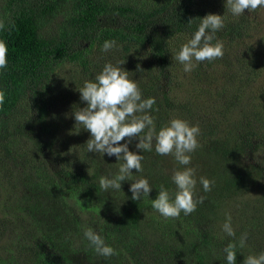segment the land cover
Wrapping results in <instances>:
<instances>
[{
    "label": "trees",
    "instance_id": "obj_1",
    "mask_svg": "<svg viewBox=\"0 0 264 264\" xmlns=\"http://www.w3.org/2000/svg\"><path fill=\"white\" fill-rule=\"evenodd\" d=\"M225 3L0 0V39L8 46V66L0 69V264H227L223 249L243 233L236 264L264 252V88L261 98L253 92L254 49L238 50L264 7L234 16ZM207 14L224 17L213 40L224 55L193 60L196 67L179 75L175 55ZM108 40L117 47L104 52ZM106 63L127 71L142 99L155 98L149 114L157 130L174 118L199 126L200 146L190 155L203 202L191 214L165 219L152 208L161 186L174 197L173 171L185 166L154 148L141 152L137 139L128 148L144 156L143 171L133 169L120 191L101 190L100 178L115 176L122 161L87 152L90 133L73 114L86 107L84 82ZM179 76L195 85L196 99H178L185 89ZM141 177L152 189L134 201L129 188ZM200 177L214 182L211 191ZM228 216L235 237L222 230ZM85 226L117 255H98Z\"/></svg>",
    "mask_w": 264,
    "mask_h": 264
},
{
    "label": "clouds",
    "instance_id": "obj_2",
    "mask_svg": "<svg viewBox=\"0 0 264 264\" xmlns=\"http://www.w3.org/2000/svg\"><path fill=\"white\" fill-rule=\"evenodd\" d=\"M225 4L232 15L240 16L245 10L251 12L264 7V0H226ZM4 27L3 21H0V30ZM223 27V15L207 14L200 18L197 30L181 45L175 55L176 61L183 65L185 73L196 67L193 60L198 63L211 62L223 57V43L218 40L213 43L216 32ZM115 47L116 41L108 40L104 42L102 51L108 52ZM7 56L8 46L0 39V69L7 68ZM127 73L122 71L120 66L106 63L94 81L84 82L79 92L86 107L73 114L76 124L83 125L90 133V139L86 142L87 152L115 156L117 161H122L115 176L100 178V188L105 192L109 189L120 191L121 182L129 180L133 169L135 172L143 171L141 162L144 156L128 148V144L137 139L135 147L141 152H151L154 148L156 154L172 155L180 165L185 166L173 171L171 179L177 189L174 197L161 186L158 195L151 201L152 208L165 219L178 218L181 212L189 215L196 210L198 203L203 202L202 197L196 198V169L189 167L190 154L200 146L197 140L200 134L199 126L174 118L157 130L154 117L149 114L155 104V98L142 99L137 83L129 79ZM4 101L5 92L0 90V105H3ZM199 182L205 192L211 191L214 183L205 177H200ZM151 189L146 178L133 180L129 188L131 199L139 201L142 196H149ZM222 230L228 236L235 237L230 216L222 225ZM83 236L98 255L105 258L117 255L116 250L107 245L104 238L91 227H83ZM246 240L247 233H243L238 244L229 243L223 249L227 264H236V249L243 248ZM242 264H264V252L247 256Z\"/></svg>",
    "mask_w": 264,
    "mask_h": 264
},
{
    "label": "rangeland",
    "instance_id": "obj_3",
    "mask_svg": "<svg viewBox=\"0 0 264 264\" xmlns=\"http://www.w3.org/2000/svg\"><path fill=\"white\" fill-rule=\"evenodd\" d=\"M251 33V38H247L244 40L240 46H238V50L240 49L242 53L245 51V49L248 47H252L254 49V54L257 57L256 59V64L255 67L253 68L256 76L254 80V86H253V92L256 95L260 96V93L262 89L264 88V48L261 49L260 47L257 46V41H259L261 38L264 37V9L257 15V20L256 23L254 24V28L250 31ZM264 43V40H263ZM240 43H238L239 45ZM239 50V51H240ZM183 69H180L177 71L179 75H185V72L182 71ZM178 81L182 80L184 82V87L183 89L184 92H178V99L182 101L185 99V97L189 99H196L197 92L195 90V85L191 84L189 81H187L184 78H179L177 77ZM191 89L193 90L192 92ZM249 91L246 87L244 91H242L243 96L246 95V92ZM261 98V96H260ZM201 101L200 97L197 99L196 103H199ZM80 133H83L80 131ZM75 151V150H74ZM99 154V153H98ZM194 163V162H193ZM191 163V167L192 164ZM183 165H179V167H182ZM194 168V167H193ZM197 172V170H196ZM197 176V174H196ZM142 178V177H141ZM252 195H257L259 194L258 191H252L250 192Z\"/></svg>",
    "mask_w": 264,
    "mask_h": 264
}]
</instances>
